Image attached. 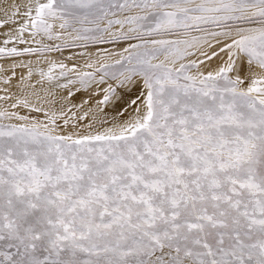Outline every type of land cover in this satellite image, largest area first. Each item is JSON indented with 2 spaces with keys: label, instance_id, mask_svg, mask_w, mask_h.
<instances>
[{
  "label": "snow or ice",
  "instance_id": "1",
  "mask_svg": "<svg viewBox=\"0 0 264 264\" xmlns=\"http://www.w3.org/2000/svg\"><path fill=\"white\" fill-rule=\"evenodd\" d=\"M0 11V28L18 24L0 57L134 39L77 75L84 87L116 81L101 104L143 88L104 131L61 134L55 113L0 122V264H264V0H26ZM26 32L83 43L9 46ZM205 36L227 52L223 66L177 67ZM57 67L75 72L52 63L41 77L57 79ZM13 117L28 119L0 111Z\"/></svg>",
  "mask_w": 264,
  "mask_h": 264
},
{
  "label": "bare ground",
  "instance_id": "2",
  "mask_svg": "<svg viewBox=\"0 0 264 264\" xmlns=\"http://www.w3.org/2000/svg\"><path fill=\"white\" fill-rule=\"evenodd\" d=\"M15 2L24 3L26 0H0V9L6 4ZM1 18L4 19L2 11H0V19ZM12 24L13 23L10 22L1 29H7ZM220 46L221 45H217L216 43L213 45L211 43V45L202 49L204 52L201 50L194 56V59L199 62L198 71L205 74L208 72L215 73L219 67L223 66L224 62L227 60V52L221 53L219 51ZM77 53L78 51H72L75 57ZM89 53H97V51L95 49H90ZM26 56L27 55H25V58L1 59L0 66H19L24 60L28 61L31 59ZM32 58L35 59V57ZM84 65H87V63L85 62ZM81 68L82 72L94 70V68L90 70L86 66ZM76 72L77 71H68L67 76L72 75V78L78 77L77 74L81 72ZM9 73L15 75L12 78V82L19 91V95L25 96L33 108L36 107L42 112L47 111L52 114L55 113L56 116H58L59 122H57V124L59 127L57 131L61 134H87L104 131L113 125L114 119H121L117 113L123 112L124 109L128 110L123 117L127 119L128 114H130L135 107V105L131 104V101L135 100L140 95V92L143 91L142 85L139 82L125 87H118L116 95L113 96L107 104H101L99 102L103 100L105 95L103 90L107 88L109 84H116V81L110 78L106 77V82L104 84L91 83L87 88L78 86L79 83H76L77 85L73 84L72 87L76 88L77 92L70 93L67 89L57 90L56 88L50 87L45 82L36 81L32 75H29L26 68H17L11 70ZM99 75L100 74H97V80H99ZM28 112L27 110H23L21 112V117L31 118V114ZM65 120L68 121L67 124L64 123Z\"/></svg>",
  "mask_w": 264,
  "mask_h": 264
},
{
  "label": "rangeland",
  "instance_id": "3",
  "mask_svg": "<svg viewBox=\"0 0 264 264\" xmlns=\"http://www.w3.org/2000/svg\"><path fill=\"white\" fill-rule=\"evenodd\" d=\"M198 2V0H197ZM138 9H134L133 13L138 12ZM3 19V18H1ZM55 31L60 32L63 31L59 29V22H55ZM18 27V24H12L10 27L7 29H1L0 28V46H3L2 40L4 38L5 33H7L10 29ZM128 26L126 25L125 28ZM119 29V25L113 26L112 29H110L111 32L115 33ZM218 30V29H217ZM74 35V33H73ZM203 34L199 32H192L189 34V36H201ZM107 38V34H105ZM156 39H177V38H185L183 36L177 37V36H162V37H154ZM24 43H19L15 42L11 45L10 47L14 46L19 50H23L24 48H39L42 46V44H63L64 41H68L69 43H73L74 45H79L83 42L76 41L73 42L71 40V37L67 36L66 34L61 37L60 40H52L49 41L46 38L41 42L37 43L36 41L41 40L40 36L35 37V39L32 38L30 32H26L24 34ZM204 39L207 42H204L203 40L195 46L193 49H189V51L194 52V55L187 56L184 61H178L177 62V67L179 66V63H187L189 61H196L194 59V56L201 51L204 47L209 46L216 43L215 39H213L210 36H205ZM140 41L130 39V40H120V41H115V42H103V43H89L86 47H81V46H71V47H63L61 51H45V52H36V53H31V54H23L20 56H13V57H0L1 59H8V58H25L29 57L30 60L22 62L19 66H0V111H7L9 113H16L17 116L21 117V112L24 111H29L28 113L31 114V118H28L27 120H20L17 119L16 117H13L11 120H3L0 122L3 123H12V124H24V123H35L39 122L41 124L47 123L48 122V116L52 115V113L44 111L42 112L40 109L39 111H36L35 109L38 108H33V106L30 104L28 99L25 96L19 95V91L15 88V84L12 82V78L15 76L13 73H9L11 70H15L17 68H26L27 72H31V75L36 81H42L45 82L47 85H49L52 88H56L57 90L59 89H67L69 90L70 93H75L77 92L76 88H73V84H68L67 87H58V84H67L68 80H74L76 81L74 84L79 83L78 86H82L79 82L78 77L72 78L73 76H67V77H59V73L61 71L60 68H56L55 71L53 72V76L57 77V79L49 81L46 78L41 77V71L47 72L49 70V67L51 66L52 63L56 64H64L67 66L65 71L68 69L76 68L75 71H80L82 72V68L84 63L86 62L88 64H92L93 68L99 67L100 63H113L115 60L119 59L118 55H109V53H120L122 50L126 47L129 46V44H136L139 43ZM207 44V45H206ZM206 45V46H205ZM201 47V48H200ZM90 49H95L97 53H89ZM72 51H78L76 54V57L74 54H72ZM204 52V50H202ZM24 56V57H23ZM32 57H35L33 59ZM85 60V61H84ZM159 60H165V57L161 55L159 57ZM156 62V61H154ZM197 63H199L197 61ZM96 64V65H95ZM76 66V67H75ZM93 68H88L90 70H93ZM192 74H195L198 70L196 68H193ZM76 72V73H77ZM7 81V82H6ZM77 85V84H76ZM114 86L116 84H113ZM113 86V87H114ZM83 88H87L82 86ZM17 90V91H16ZM22 101H27V105L22 103ZM13 105H16V107H13ZM57 117V122L58 116Z\"/></svg>",
  "mask_w": 264,
  "mask_h": 264
}]
</instances>
